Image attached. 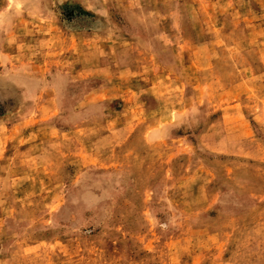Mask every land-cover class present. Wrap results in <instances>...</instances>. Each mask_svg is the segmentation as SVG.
<instances>
[{"label": "rangeland", "instance_id": "1", "mask_svg": "<svg viewBox=\"0 0 264 264\" xmlns=\"http://www.w3.org/2000/svg\"><path fill=\"white\" fill-rule=\"evenodd\" d=\"M0 264H264V0H0Z\"/></svg>", "mask_w": 264, "mask_h": 264}]
</instances>
